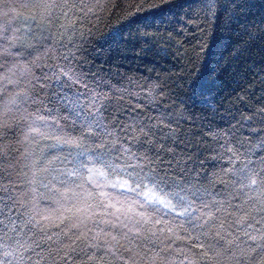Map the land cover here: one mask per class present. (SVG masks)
<instances>
[{"label":"snow or ice","instance_id":"snow-or-ice-1","mask_svg":"<svg viewBox=\"0 0 264 264\" xmlns=\"http://www.w3.org/2000/svg\"><path fill=\"white\" fill-rule=\"evenodd\" d=\"M119 7L0 0V264H264V0Z\"/></svg>","mask_w":264,"mask_h":264},{"label":"trees","instance_id":"trees-1","mask_svg":"<svg viewBox=\"0 0 264 264\" xmlns=\"http://www.w3.org/2000/svg\"><path fill=\"white\" fill-rule=\"evenodd\" d=\"M104 2V0H101ZM115 3L119 4L120 7L117 8L115 14L112 16L111 23H115L116 20L121 16L122 13H126L128 11L135 12V8H130L129 5L136 3L144 4V12L139 13L138 15L143 16L145 12L151 13L154 10L148 8V4L152 3L153 0H114ZM198 21L191 20L188 23L181 24L176 27V30L173 32L174 44L173 47L177 50L181 51V55H183L184 50L191 49V46L197 42L199 39V30L197 27ZM158 27L164 28L167 25H158ZM227 55V53H225ZM177 63L171 59L162 60L157 65V71H160L162 68H172L173 64ZM143 71V69H141ZM175 71H178L179 68H175Z\"/></svg>","mask_w":264,"mask_h":264}]
</instances>
